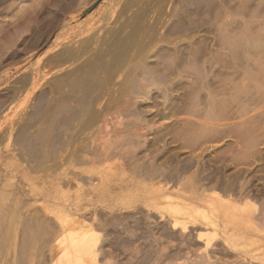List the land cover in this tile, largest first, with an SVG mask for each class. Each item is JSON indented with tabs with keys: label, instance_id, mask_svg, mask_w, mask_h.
Here are the masks:
<instances>
[{
	"label": "rangeland",
	"instance_id": "rangeland-1",
	"mask_svg": "<svg viewBox=\"0 0 264 264\" xmlns=\"http://www.w3.org/2000/svg\"><path fill=\"white\" fill-rule=\"evenodd\" d=\"M80 233L77 264H264V0H0V264Z\"/></svg>",
	"mask_w": 264,
	"mask_h": 264
},
{
	"label": "bare ground",
	"instance_id": "bare-ground-1",
	"mask_svg": "<svg viewBox=\"0 0 264 264\" xmlns=\"http://www.w3.org/2000/svg\"><path fill=\"white\" fill-rule=\"evenodd\" d=\"M125 159H126V158H125ZM128 162H129V160H128ZM158 170H159V169H158ZM160 170H161V169H160ZM162 171H164V170L162 169ZM157 173H158V172H157ZM159 175H160V174H159ZM164 175H165V174H164ZM160 176H161V175H160ZM161 177H162V176H161ZM158 178H159V177H158ZM169 179H170V178H169ZM162 182H163V181H162ZM164 182H165V181H164ZM184 182H185V181H184ZM160 184H161V183H160ZM162 184H163V183H162ZM164 184H165V183H164ZM180 185H181V184H180ZM162 186H163V185H162ZM164 186H167V185H164ZM185 186H186V185L184 184V187H185ZM157 187H159V186H157ZM182 187H183V186H182ZM164 188H165V187H164ZM166 188H167V187H166ZM179 188H180V187H179ZM177 189H178V188H177ZM181 189H182V188H181ZM199 189H200V188H199ZM200 190H202V189H200ZM159 191H160V190H159ZM200 192H201V191H200ZM202 192H203V190H202ZM213 198L216 199L217 202L220 203V204H226L225 201L222 200L221 195L218 194V193H216V194L214 193ZM90 224H91V223H90ZM82 225H83V224H81V226H82ZM88 225H89V224H88ZM82 227H83V226H82ZM89 227H90V226H89ZM73 228H77V226H76V227H73ZM83 228L85 229L86 227H83ZM87 228H88V227H87ZM74 230H75V229H74ZM86 230H87V229H86ZM91 230H92V229H91ZM75 231H76V233H78L77 231L80 232L81 229H76ZM75 231H73L72 233H75ZM86 232H89V231H86ZM86 232H85V233H86ZM90 232H91V231H90ZM72 233L68 234V235L70 236V238H71V234H72ZM81 233H82V232H81ZM81 233L79 234L80 237H82L80 240H79V237H77L78 239H75L76 237H73V236H72L75 240L72 241V242L70 243L71 247H69L70 245L67 246V249H68V247H69L70 249L67 250L68 252L66 251V252H67L66 254H63V253L61 254V253H60L61 255L59 256V258H60L62 255H63V257H64V258L62 257V258L64 259V261L61 260V261L63 262V264H77L76 262L79 261V259H78V255H79V254H78V253L81 254L82 251H86L87 249L90 250L91 248H88V246H92V247L94 246V244L91 245V244L89 243L90 241L93 242V240L90 239V238H93V236H94V235L91 236V235L93 234V232L90 233L91 235H90V234L88 235V234H85V233H84V235H82V236H81ZM72 235H74V234H72ZM89 236H91V237H89ZM69 240H70V239H69ZM69 240H68V241H69ZM63 242H64V241H63ZM69 242H70V241H69ZM92 242H91V243H92ZM67 244H68V243H67ZM64 249H66V248H64ZM63 251H64V250H63ZM61 252H62V250H61ZM92 252H93V251H92ZM71 253H74V254H73V257H72V258L70 257V258H71V260H70L69 255H70ZM82 253L85 255L84 252H82ZM77 254H78V255H77ZM86 254H87L86 256H88V254H90V253H88V251H87ZM84 255H83V256H84ZM86 256H84V257H86ZM90 256H91V255H90ZM79 257L81 258V256H79ZM91 257L93 258L94 256H91ZM91 257H90V259H91ZM86 258H87V257H86ZM86 258H85L84 260H87L89 257H88L87 259H86ZM81 259H83V257H82ZM81 259H80V260H81ZM88 260H89V259H88ZM59 261H60V260H59ZM61 261H60V262H61ZM67 261H68V262H67ZM69 261H71V262H69ZM60 262H59V264H62V262H61V263H60Z\"/></svg>",
	"mask_w": 264,
	"mask_h": 264
}]
</instances>
